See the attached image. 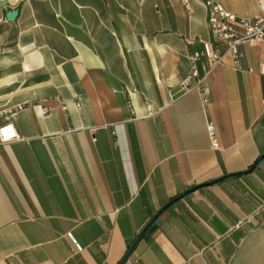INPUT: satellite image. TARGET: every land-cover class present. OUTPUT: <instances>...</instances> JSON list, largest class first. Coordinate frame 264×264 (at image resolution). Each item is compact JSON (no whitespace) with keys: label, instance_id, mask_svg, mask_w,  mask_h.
Wrapping results in <instances>:
<instances>
[{"label":"crops","instance_id":"obj_1","mask_svg":"<svg viewBox=\"0 0 264 264\" xmlns=\"http://www.w3.org/2000/svg\"><path fill=\"white\" fill-rule=\"evenodd\" d=\"M190 8L0 0V125L17 134L0 145V264H118L155 216L124 264H264V46L209 70L205 106L180 96L211 38Z\"/></svg>","mask_w":264,"mask_h":264},{"label":"built area","instance_id":"obj_2","mask_svg":"<svg viewBox=\"0 0 264 264\" xmlns=\"http://www.w3.org/2000/svg\"><path fill=\"white\" fill-rule=\"evenodd\" d=\"M192 0H180L184 9L189 12ZM259 13L252 18L240 17L228 13L224 7L215 0H201L207 13V23L210 29V40L200 41L201 49L189 57L190 72L179 81V95L197 92L202 105L208 102L209 87L206 77L209 70L223 62L225 55H229L232 65L240 70V60L243 45L261 44L264 46V0H254ZM203 60L202 71L199 75L197 62ZM259 72L264 75V61L259 64ZM18 109L21 106L17 107ZM148 114H152L149 111ZM206 130L212 147H217L215 129L211 121L206 120ZM17 138L14 126L10 122L0 125V145Z\"/></svg>","mask_w":264,"mask_h":264},{"label":"water","instance_id":"obj_3","mask_svg":"<svg viewBox=\"0 0 264 264\" xmlns=\"http://www.w3.org/2000/svg\"><path fill=\"white\" fill-rule=\"evenodd\" d=\"M7 19L8 20H12L15 17V13L14 12H10L7 14ZM264 156V154H263ZM219 181V180H217ZM216 182V181H215ZM186 194H183L179 197H177L176 199H174L173 201L169 202L167 205H165L163 207V210H165L166 208H168L169 206H171L175 201H177L178 199H180L181 197H183ZM160 211V212H161ZM157 218V216H155L146 226L145 228L139 233V235L136 237V239L133 241V243L130 245L129 249L127 250V252L125 253V255L122 257V259L119 261L118 264H124L125 261L127 260V258L131 255V253L134 251L135 247L137 246L138 242L141 240V238L144 236V234L149 230L150 226L153 224V222L155 221V219Z\"/></svg>","mask_w":264,"mask_h":264},{"label":"trees","instance_id":"obj_4","mask_svg":"<svg viewBox=\"0 0 264 264\" xmlns=\"http://www.w3.org/2000/svg\"><path fill=\"white\" fill-rule=\"evenodd\" d=\"M260 158L256 159V161L247 169V171H250L251 169H253L259 162Z\"/></svg>","mask_w":264,"mask_h":264}]
</instances>
